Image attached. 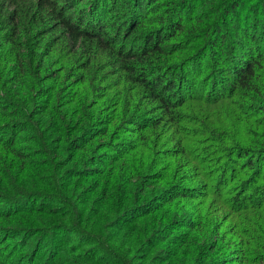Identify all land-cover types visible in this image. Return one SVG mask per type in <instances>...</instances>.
Listing matches in <instances>:
<instances>
[{
	"label": "trees",
	"instance_id": "obj_1",
	"mask_svg": "<svg viewBox=\"0 0 264 264\" xmlns=\"http://www.w3.org/2000/svg\"><path fill=\"white\" fill-rule=\"evenodd\" d=\"M0 264H264V0H0Z\"/></svg>",
	"mask_w": 264,
	"mask_h": 264
},
{
	"label": "rangeland",
	"instance_id": "obj_2",
	"mask_svg": "<svg viewBox=\"0 0 264 264\" xmlns=\"http://www.w3.org/2000/svg\"><path fill=\"white\" fill-rule=\"evenodd\" d=\"M244 228H245L246 230H250V227H249V225H248L247 223L244 225ZM232 233H234V231H232Z\"/></svg>",
	"mask_w": 264,
	"mask_h": 264
}]
</instances>
